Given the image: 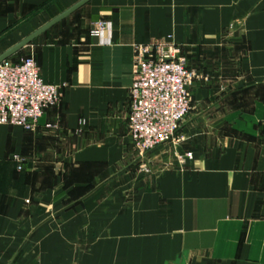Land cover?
<instances>
[{
  "label": "crops",
  "instance_id": "1",
  "mask_svg": "<svg viewBox=\"0 0 264 264\" xmlns=\"http://www.w3.org/2000/svg\"><path fill=\"white\" fill-rule=\"evenodd\" d=\"M85 1L0 0V57ZM169 38L194 118L141 156L134 48ZM31 54L64 96L0 125V264H264V0H89L9 59Z\"/></svg>",
  "mask_w": 264,
  "mask_h": 264
},
{
  "label": "built area",
  "instance_id": "2",
  "mask_svg": "<svg viewBox=\"0 0 264 264\" xmlns=\"http://www.w3.org/2000/svg\"><path fill=\"white\" fill-rule=\"evenodd\" d=\"M108 24H96L105 32ZM129 95V135L141 156L175 140L192 111L191 87L200 79L170 38L135 45ZM63 87L47 84L33 54L0 63V125L36 132L40 120L57 108ZM192 158V154L188 155Z\"/></svg>",
  "mask_w": 264,
  "mask_h": 264
},
{
  "label": "water",
  "instance_id": "3",
  "mask_svg": "<svg viewBox=\"0 0 264 264\" xmlns=\"http://www.w3.org/2000/svg\"><path fill=\"white\" fill-rule=\"evenodd\" d=\"M89 0H86L85 2H83L82 4L86 3ZM81 4V5H82ZM81 5L77 6L80 7ZM74 8L72 10H70L69 12L63 14L62 16H60L58 19L54 20L53 22H51L50 24H48L46 27H44L42 30H40L39 32H37L36 34H34L33 36L27 38L26 40H24L21 44H19L17 47H15L13 50H11L10 52H8L7 54L3 55L2 57H0V63H2L3 61L9 59L10 57H12V55H14L15 53H17L18 51H20L21 49L25 48L26 46H28L35 38H37L38 36H40L42 33H44L45 31H47L49 28H51L53 25H55L56 23H58L59 21H61L62 19H64L65 17H67L69 14H71L73 11H75ZM40 126H45L46 125V116H44L41 120H40Z\"/></svg>",
  "mask_w": 264,
  "mask_h": 264
},
{
  "label": "rangeland",
  "instance_id": "4",
  "mask_svg": "<svg viewBox=\"0 0 264 264\" xmlns=\"http://www.w3.org/2000/svg\"><path fill=\"white\" fill-rule=\"evenodd\" d=\"M50 17H53V13H51ZM74 18H77V15H76L75 17H73V19H74ZM46 22H48V20L39 21V22H36V24H37V26H38V25L40 26V25H44ZM28 48H29V47H27L26 49H24V50L22 51L21 55L25 56V55L30 54V53H28V52H29V51H28ZM11 60H13V59H11ZM193 118H194V106L192 105V111H191V113L189 114V116L186 118V120L183 122V124H182V126H181V129H182V128H185V126H186L191 120H193ZM181 129H180V131H181ZM37 131H38V130H37ZM37 131H36V132H37ZM180 131L178 132V134H177V136H176V138H175L174 141H172V142H170V143H168V144H165L164 146H165V147H169V146H171V150H173L172 143H173V144H174V143H178V142L181 140V138L178 137V135H180ZM162 147H163V146H162ZM171 150H169L170 154H171V152H173V151H171ZM150 153H151V152H150ZM139 154H140V153H139ZM148 154H149V153H148ZM148 154H146L145 156H147ZM151 167H152V165H151ZM142 170H145V171L149 172V171H150V167H149V165H146V164H145L144 167L142 166Z\"/></svg>",
  "mask_w": 264,
  "mask_h": 264
}]
</instances>
